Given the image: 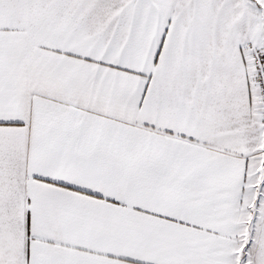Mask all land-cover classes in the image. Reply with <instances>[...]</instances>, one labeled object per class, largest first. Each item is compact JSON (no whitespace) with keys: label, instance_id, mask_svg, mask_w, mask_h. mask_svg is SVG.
<instances>
[{"label":"snow or ice","instance_id":"obj_1","mask_svg":"<svg viewBox=\"0 0 264 264\" xmlns=\"http://www.w3.org/2000/svg\"><path fill=\"white\" fill-rule=\"evenodd\" d=\"M0 264H264V0H0Z\"/></svg>","mask_w":264,"mask_h":264}]
</instances>
